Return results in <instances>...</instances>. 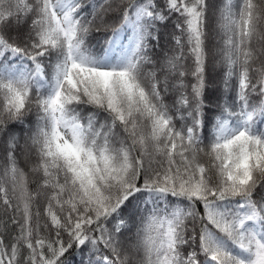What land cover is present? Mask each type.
Masks as SVG:
<instances>
[{"label": "snow or ice", "instance_id": "obj_1", "mask_svg": "<svg viewBox=\"0 0 264 264\" xmlns=\"http://www.w3.org/2000/svg\"><path fill=\"white\" fill-rule=\"evenodd\" d=\"M0 210V264H264V0H0Z\"/></svg>", "mask_w": 264, "mask_h": 264}, {"label": "trees", "instance_id": "obj_2", "mask_svg": "<svg viewBox=\"0 0 264 264\" xmlns=\"http://www.w3.org/2000/svg\"><path fill=\"white\" fill-rule=\"evenodd\" d=\"M102 34L94 33L93 36L90 38L92 43H96L98 40L101 39ZM19 131V129H17ZM10 212H4L0 210V231L5 230L4 225H8V230H11V221H10Z\"/></svg>", "mask_w": 264, "mask_h": 264}]
</instances>
